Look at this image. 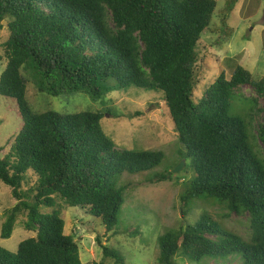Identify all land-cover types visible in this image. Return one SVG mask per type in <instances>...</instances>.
Segmentation results:
<instances>
[{"label":"trees","instance_id":"obj_1","mask_svg":"<svg viewBox=\"0 0 264 264\" xmlns=\"http://www.w3.org/2000/svg\"><path fill=\"white\" fill-rule=\"evenodd\" d=\"M237 3L231 0L226 10ZM216 9V0H0V31L4 22L8 30L0 46V61H6L0 95L15 103L19 124L0 146V181L17 201L6 212L1 238H11L19 214L26 217L24 229L35 234L15 253L0 246V264H82L78 242L65 234L64 208H80L115 232L128 188L119 186L121 176L149 172L165 157L161 151L117 150L100 112H34L25 75L36 92L54 98L100 99L115 86L162 92L181 159L194 174L181 195L183 216L190 202L206 201L224 207V217L243 218L245 231L204 212L157 238V263L264 264V157L258 145L263 151L258 100L264 77L238 65L230 79L222 71L193 100L197 45ZM245 86L256 95L248 116L232 111ZM154 177L152 183L172 181ZM98 243L106 258L125 264L117 250Z\"/></svg>","mask_w":264,"mask_h":264},{"label":"rangeland","instance_id":"obj_2","mask_svg":"<svg viewBox=\"0 0 264 264\" xmlns=\"http://www.w3.org/2000/svg\"><path fill=\"white\" fill-rule=\"evenodd\" d=\"M216 1L217 9L211 27L197 45L198 86L194 102L201 98L206 87L222 71L230 79L233 69L238 65L251 72L256 79L264 77V0H238L234 8L228 10L231 0ZM3 26L0 46L8 38L6 22ZM0 57L4 58L2 48ZM0 62L1 75L6 61L3 59ZM25 76L28 80V101L34 112L52 110L62 115L84 111L100 112L104 116L101 121L103 130L117 150L161 151L165 156L161 165L149 172L121 176L119 186L128 185V188L115 232H106L100 221L93 220L95 218L86 215L80 208H64L65 234L73 235L78 242L82 264H115L112 259L104 256L98 242L117 250L125 264H158L157 238L169 229L196 221L204 212L236 232L245 231L243 218L234 215L224 217L227 214L224 207L206 201L190 202L187 206V210H190L183 216L182 209L185 207L181 195L186 183L194 179V174L188 162L182 171L173 173L183 161L179 153L182 146L162 92L135 87L123 90L115 86V90L100 99H92L86 94L54 98L36 92L33 80ZM255 96L250 86L243 87L240 96L232 103L233 113L248 116L252 105L250 99ZM258 103L263 108L264 98L259 99ZM18 125L15 103L0 95V146L5 144ZM258 145L264 157V150H261L263 145L259 141ZM162 174L169 175L172 181H150L155 180L154 176ZM31 185H34V181ZM29 187L25 186L24 191ZM11 191L10 187L0 181V246L15 253L22 241L35 234L24 229L26 217L19 214L11 238H1L6 212L17 204ZM43 212L48 210L43 209ZM176 264L189 263L176 261Z\"/></svg>","mask_w":264,"mask_h":264},{"label":"water","instance_id":"obj_3","mask_svg":"<svg viewBox=\"0 0 264 264\" xmlns=\"http://www.w3.org/2000/svg\"><path fill=\"white\" fill-rule=\"evenodd\" d=\"M186 162L183 160L173 171V173H178L183 170L185 167Z\"/></svg>","mask_w":264,"mask_h":264}]
</instances>
